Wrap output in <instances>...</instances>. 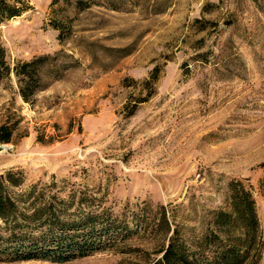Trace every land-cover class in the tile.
<instances>
[{
  "label": "rangeland",
  "instance_id": "374dc122",
  "mask_svg": "<svg viewBox=\"0 0 264 264\" xmlns=\"http://www.w3.org/2000/svg\"><path fill=\"white\" fill-rule=\"evenodd\" d=\"M26 1L0 23L8 65L57 51L75 63L29 102L12 73L0 82V124L14 127L0 174L21 172L17 192L85 188L116 215L145 204L147 226L67 261L0 253V264H146L163 241L156 205L196 239L226 208L229 181L254 201L264 264V0H87L78 11L57 0L53 14L52 0Z\"/></svg>",
  "mask_w": 264,
  "mask_h": 264
},
{
  "label": "trees",
  "instance_id": "16d2710c",
  "mask_svg": "<svg viewBox=\"0 0 264 264\" xmlns=\"http://www.w3.org/2000/svg\"><path fill=\"white\" fill-rule=\"evenodd\" d=\"M56 4L57 0L50 2L51 14ZM63 4L78 11L87 8L89 1L63 0ZM28 9L26 0H0V23ZM59 22L53 17L49 21L63 40L69 32ZM74 63L70 55L57 51L16 60L9 66L0 42V82L12 73L16 93L24 102L31 101L48 81L57 79ZM154 72L155 69L151 77ZM13 128L0 124V143L10 140ZM261 167L258 189L264 199V163ZM21 183L20 171L7 169L0 174V253L8 254L11 259L63 262L110 246L116 239H125L147 226L146 221L141 224L145 220V204L116 215L94 203V197L85 188L70 187L61 195L64 187L51 181L13 191ZM227 190L226 208L211 211L206 228L189 241L183 237L179 223L168 214L167 207L156 205L151 228L162 235L163 241L156 250L157 256L146 264H258L261 241L254 201L238 181H229Z\"/></svg>",
  "mask_w": 264,
  "mask_h": 264
}]
</instances>
